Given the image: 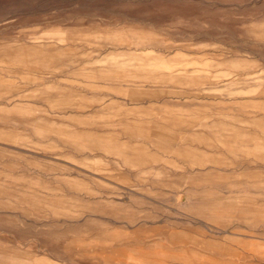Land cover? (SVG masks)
Returning a JSON list of instances; mask_svg holds the SVG:
<instances>
[{"label":"rangeland","instance_id":"374dc122","mask_svg":"<svg viewBox=\"0 0 264 264\" xmlns=\"http://www.w3.org/2000/svg\"><path fill=\"white\" fill-rule=\"evenodd\" d=\"M0 264H264V0H0Z\"/></svg>","mask_w":264,"mask_h":264}]
</instances>
